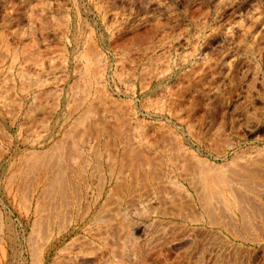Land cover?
<instances>
[{
    "label": "rangeland",
    "instance_id": "rangeland-1",
    "mask_svg": "<svg viewBox=\"0 0 264 264\" xmlns=\"http://www.w3.org/2000/svg\"><path fill=\"white\" fill-rule=\"evenodd\" d=\"M0 264H264V0H0Z\"/></svg>",
    "mask_w": 264,
    "mask_h": 264
},
{
    "label": "bare ground",
    "instance_id": "bare-ground-1",
    "mask_svg": "<svg viewBox=\"0 0 264 264\" xmlns=\"http://www.w3.org/2000/svg\"><path fill=\"white\" fill-rule=\"evenodd\" d=\"M118 210H119V209H118ZM105 216H106V215H105ZM109 216H110V215H109ZM109 216H108V217H109ZM111 218H112V217H111ZM107 221H108V220H107Z\"/></svg>",
    "mask_w": 264,
    "mask_h": 264
}]
</instances>
